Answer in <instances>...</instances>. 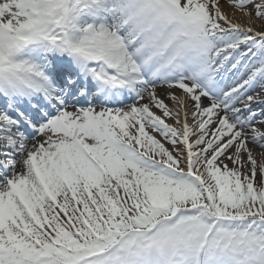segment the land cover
<instances>
[{
	"label": "snow or ice",
	"instance_id": "6c2138e0",
	"mask_svg": "<svg viewBox=\"0 0 264 264\" xmlns=\"http://www.w3.org/2000/svg\"><path fill=\"white\" fill-rule=\"evenodd\" d=\"M0 264H264V0H0Z\"/></svg>",
	"mask_w": 264,
	"mask_h": 264
},
{
	"label": "bare ground",
	"instance_id": "6f19581e",
	"mask_svg": "<svg viewBox=\"0 0 264 264\" xmlns=\"http://www.w3.org/2000/svg\"><path fill=\"white\" fill-rule=\"evenodd\" d=\"M228 10L231 11V9H228ZM166 102L170 103V101H166ZM168 123H172V121L169 120Z\"/></svg>",
	"mask_w": 264,
	"mask_h": 264
}]
</instances>
